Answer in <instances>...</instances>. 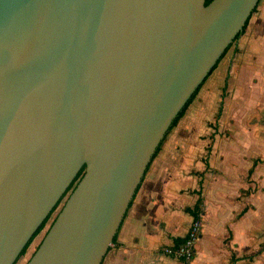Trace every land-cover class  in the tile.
<instances>
[{"label":"water","instance_id":"obj_1","mask_svg":"<svg viewBox=\"0 0 264 264\" xmlns=\"http://www.w3.org/2000/svg\"><path fill=\"white\" fill-rule=\"evenodd\" d=\"M0 0V264H102L173 122L260 0Z\"/></svg>","mask_w":264,"mask_h":264},{"label":"crops","instance_id":"obj_2","mask_svg":"<svg viewBox=\"0 0 264 264\" xmlns=\"http://www.w3.org/2000/svg\"><path fill=\"white\" fill-rule=\"evenodd\" d=\"M260 159L264 0L167 134L102 264H183L164 250L183 242L198 212L203 230L192 264H240L261 224L251 207L240 216V190L261 178Z\"/></svg>","mask_w":264,"mask_h":264},{"label":"rangeland","instance_id":"obj_3","mask_svg":"<svg viewBox=\"0 0 264 264\" xmlns=\"http://www.w3.org/2000/svg\"><path fill=\"white\" fill-rule=\"evenodd\" d=\"M259 163H264L259 160ZM261 178L258 181H253L250 187H243L240 190V201L242 207H240V212L244 206L253 208V214L260 219L261 224L259 227H255L252 238L253 245L249 246L247 249L240 250V258H245L244 261H240V264H264V164H260ZM249 188V189H248ZM69 193L64 197L61 204L58 206L56 211L52 214L50 220L48 221L45 228L38 234V236L33 240L30 247L28 248L25 255L19 258L16 264H26L38 245L43 240L47 230L51 226L52 222L56 218L57 214L60 212L62 206L64 205ZM244 213L241 212L240 216Z\"/></svg>","mask_w":264,"mask_h":264},{"label":"built area","instance_id":"obj_4","mask_svg":"<svg viewBox=\"0 0 264 264\" xmlns=\"http://www.w3.org/2000/svg\"><path fill=\"white\" fill-rule=\"evenodd\" d=\"M202 230V215L198 212L183 242L174 247H166L165 253L178 257L183 264H192L196 256L198 242L202 236Z\"/></svg>","mask_w":264,"mask_h":264},{"label":"trees","instance_id":"obj_5","mask_svg":"<svg viewBox=\"0 0 264 264\" xmlns=\"http://www.w3.org/2000/svg\"><path fill=\"white\" fill-rule=\"evenodd\" d=\"M212 0H207V2H206V4H208V3H210ZM261 1V0H260ZM260 3V2H259ZM259 5V4H258ZM258 7V6H257ZM257 7L255 8V10H254V12L256 11V9H257ZM253 12V13H254ZM250 18H251V16H250ZM250 18L248 19V21H247V23H246V25H245V28L247 27V24H248V22H249V20H250ZM239 36H240V34H238L237 35V37L235 38V40H234V42L239 38ZM233 42V43H234ZM233 43L229 46V48L233 45ZM229 48L226 50V52L229 50ZM226 52H225V54H226ZM224 54V55H225ZM224 55L222 56V58L224 57ZM221 58V59H222ZM221 59L219 60V62L221 61ZM218 62V63H219ZM218 65V64H217ZM217 65L213 68V70H212V72L216 69V67H217ZM211 72V73H212ZM210 73V74H211ZM209 74V75H210ZM209 77V76H208ZM207 77V78H208ZM207 78H206V80H207ZM205 80V81H206ZM205 81L201 84V86L196 90V92L193 94V96L190 98V100L187 102V104L184 106V108L181 110V112L179 113V115L177 116V118L175 119V121L173 122V124H172V126L170 127V129H169V131H168V133L177 125V123L179 122V120L183 117V115L185 114V112H186V110L188 109V107L190 106V104L192 103V101L195 99V97L197 96V94L199 93V91H200V89H201V87L203 86V84L205 83ZM167 133V134H168ZM167 136V135H166ZM166 136H165V138H166ZM165 138H164V140H165ZM163 140V141H164ZM163 141H162V143H163ZM162 143H161V145H162ZM160 145V146H161ZM160 146L158 147V149H157V151H156V153H155V155H154V157L157 155V153L159 152V149H160ZM153 157V158H154ZM259 161L257 160L255 163H254V167L257 165V163H258ZM253 170H254V168H252V170L250 171V174L253 172ZM84 173H85V167H83L82 168V170H81V172H80V174H79V176L77 177V179L75 180V182L73 183V185L70 187V189L68 190V192H67V194L69 193V191H72L73 189H74V187L76 186V184L78 183V181L81 179V177L84 175ZM66 194V195H67ZM65 195V196H66ZM64 196V197H65ZM61 202H62V200H61ZM61 202H59V204L56 206V208L53 210V212L50 214V216L47 218V220L42 224V226L40 227V229L36 232V234L34 235V237L32 238V240L28 243V245L26 246V248L23 250V252H22V254H21V256L20 257H22L23 255H25L26 254V252H27V250H28V248L30 247V245H31V243L33 242V240L38 236V234L45 228V226L47 225V223H48V221L50 220V218H51V216H52V214L56 211V209L58 208V206L61 204ZM55 220V219H54ZM53 223V222H52ZM50 228V227H49ZM48 231V230H47ZM117 235V234H116ZM115 239H116V236H115V238H114V241H115ZM42 242V241H41ZM40 245V244H39ZM38 245V246H39ZM38 248V247H37ZM19 260V259H18ZM17 263V262H16Z\"/></svg>","mask_w":264,"mask_h":264}]
</instances>
